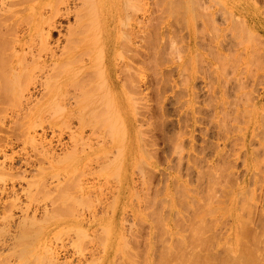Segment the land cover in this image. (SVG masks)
<instances>
[{"label": "rangeland", "instance_id": "374dc122", "mask_svg": "<svg viewBox=\"0 0 264 264\" xmlns=\"http://www.w3.org/2000/svg\"><path fill=\"white\" fill-rule=\"evenodd\" d=\"M133 1L105 0L103 37L87 0H0L15 13L0 58L41 67L19 63L11 99L37 78L23 108L0 103V264H221L236 232L264 252V0ZM49 87L62 110L33 107Z\"/></svg>", "mask_w": 264, "mask_h": 264}, {"label": "bare ground", "instance_id": "6f19581e", "mask_svg": "<svg viewBox=\"0 0 264 264\" xmlns=\"http://www.w3.org/2000/svg\"><path fill=\"white\" fill-rule=\"evenodd\" d=\"M87 1H89V7L91 8V11L94 9L95 10V12L94 13H96L95 14V18H94V15H90L91 17H92V19H91V21H90V24H91V26L94 24V22H95V34H96V32H97V30H96V27H98V28H100V34L102 33V36L104 37V25H103V10H104V8H103V5L105 4V0H87ZM130 1V0H129ZM132 1V0H131ZM136 1V0H135ZM135 1H133L132 2V4L133 5H135ZM141 1V0H140ZM139 1V2H140ZM183 0H180V2H182ZM194 1V2H193ZM191 0V2H193L192 4H194V6H197V5H195V1L197 2V3H199L200 2V0H199V2H198V0ZM210 1V0H209ZM5 2V1H4ZM143 2V1H142ZM169 2H170V0H169ZM175 3H178L179 1L177 0V2L176 1H174ZM184 2L185 1H183L182 2V4H184ZM13 3L15 4V6H17L18 4V1L17 2H12L11 4L13 5ZM124 3H125V0H124ZM128 4H127V6H128V9H132L131 11H132V13H134V10H136L137 8L135 7V6H133L132 7V5H130V3L129 2H127ZM201 3H202V6L200 5V7H205V9L207 10L208 8H207V5L205 6L204 4H203V0H201ZM137 4V3H136ZM171 4H173V3H171ZM125 5V4H124ZM175 5H177V4H175ZM178 5H180L179 3H178ZM188 5V4H187ZM87 6V7H88ZM166 6V5H165ZM77 7V6H76ZM88 7V8H89ZM105 7V6H104ZM136 9H135V8ZM144 7V6H143ZM175 7V6H174ZM177 7V6H176ZM175 7V8H176ZM200 7H198L199 9H200ZM212 7V6H211ZM69 8V7H68ZM74 8V7H73ZM87 8V9H88ZM90 8H89V10H90ZM134 8V9H133ZM173 8V7H172ZM192 8V7H191ZM78 9V8H77ZM163 9V8H162ZM165 9V8H164ZM164 9H163V12H164ZM196 8H194V10H195ZM204 9V8H203ZM70 9H67V11H69ZM138 10V9H137ZM136 10V11H137ZM143 10V9H142ZM147 10H148V8H147ZM88 11V10H87ZM90 11V12H91ZM169 11V10H168ZM178 11V10H177ZM185 11V10H184ZM130 12V11H129ZM128 12V13H129ZM92 13H93V11H92ZM91 13V14H92ZM137 13V12H136ZM173 13V12H172ZM14 12H13V8H12V6H4L3 8H1L0 9V40H2L3 38H4V35H5V33L9 30V28H10V22L13 20V18H14ZM178 14H179V11H178ZM183 14V13H182ZM128 15V14H127ZM174 16V15H173ZM185 15H183V17H184ZM129 17H130V15H128V19H129ZM213 17V16H212ZM131 18V17H130ZM132 19V18H131ZM212 19V18H211ZM132 20H134V19H132ZM138 20V19H137ZM196 21V20H195ZM212 22H214L213 20H212ZM128 23V22H127ZM139 24H140V21H139ZM216 24V23H215ZM214 24V25H215ZM244 24V23H243ZM128 25V24H127ZM196 25V24H195ZM213 25V26H214ZM240 25V24H239ZM215 27H217L216 25H215ZM128 29H130V27L128 26ZM229 29V28H228ZM97 35V34H96ZM260 35V34H259ZM25 37H22V39H15V41L14 42H17V43H20V42H22V40L24 39ZM96 40H97V38H96ZM104 50H105V46L104 47H102ZM98 55V57H99V59L100 60H102V64H106V59H104V58H102V57H106V52H105V54H103L102 55V57L99 55V53L97 54ZM27 62L28 61V59L27 60H25V58H24V62ZM30 61H31V64L33 65V63H35V61L32 59H30ZM29 61V62H30ZM83 61H85L84 59H83ZM26 62L24 63V64H26ZM17 63H18V65H17ZM19 63L21 64V66H23L22 64H23V61H19V60H11V62H10V59H8L7 61H5V59H1L0 58V103H2V104H5V100L6 99H8V100H12V102H13V105L15 104V103H17L16 104V106L17 107H20L21 106V108H23L24 107V105L22 106V101H23V99H24V93L27 91V90H30L31 91V88L29 87V84L31 83L32 84V81H35L36 82V80H37V78L35 79V78H33V76L32 75H35L34 77H36V74H34L35 72H36V70L38 69V68H41V67H38L37 69H36V66L35 65H38L37 63H35L33 66L35 67H33V66H31V67H29V72H30V70H31V68L33 67L34 68V73H33V68H32V70H31V74H28V77H30V79H32V81H28V80H30V79H28V77H27V81H26V85H22L20 88H19V90H18V95H15V98H17V99H14V97L11 99V97H9V94H8V92L11 90V89H17L19 86H20V75H21V69H19L18 67H19ZM55 62L53 61V64H54ZM30 64V65H31ZM86 64H87V66H86ZM27 66L29 65L28 63L26 64ZM26 65H24L26 68H27V66ZM29 65V66H30ZM40 65V64H39ZM23 66V67H24ZM56 67V66H55ZM89 67V64L88 63H85V62H83V66H81V70H83L84 69V71L87 69ZM104 69H103V71L105 72V76L103 77V79H102V82H101V86H102V92H103V94H101V96H100V98H102V100L100 101V102H103L104 100H105V106H104V108L105 107H107V109L106 110H108L109 109V112L111 113L112 112V116L110 117V120H109V117H107L105 120V122H107V124L109 125V127H111V128H113V127H116L117 129H116V132H117V134L119 133H121V135L123 136V135H125L126 134V130H125V126H124V118H123V115H122V113L120 112V110L121 109H119V102H117V100H116V97H115V93H114V89L110 86V84H109V81H108V74L106 75V72H107V66L105 65V66H102ZM26 68H23V69H25V71L28 73V68L26 69ZM79 68L80 67H78V71H80L79 70ZM19 69V70H18ZM76 72L77 74H79L80 72ZM68 73V72H67ZM81 73H83V72H81ZM69 74V73H68ZM77 74H76V76H77ZM31 75V76H30ZM81 75H83V74H81ZM80 75V76H81ZM84 75L86 76V72H84ZM82 77V76H81ZM47 78V77H46ZM82 78H84V77H82ZM35 79V80H34ZM85 79V78H84ZM47 80L49 81V79L47 78ZM47 80L45 81L46 82V86L48 85V86H50V84H48L47 83ZM134 81V80H133ZM27 82L29 83V84H27ZM38 82V81H37ZM44 82V83H45ZM19 83V84H18ZM135 83V82H134ZM18 84V85H17ZM30 84V85H31ZM35 84V83H34ZM41 84H42V82H41ZM124 84V83H123ZM44 85V84H43ZM130 85L132 86V87H130V88H133V87H135V84H132V83H130ZM129 85V86H130ZM134 85V86H133ZM33 86V85H32ZM47 86V87H48ZM126 86V85H125ZM27 87H29V88H27ZM52 88H55V86L54 87H52ZM52 88H50L49 87V89H47V91L48 92H46V94H45V92L43 93V94H45L46 95V97H47V99H45L43 102H37V103H34V105L35 106H33V107H36L37 109L40 107H45V108H49V107H55L56 108V106H58L57 108H59V109H63V108H65V106L68 104V103H64L63 102V104L60 102V101H58L59 99L57 98V97H54V94H53V96L51 95L52 93H56L57 95L59 94V93H57V92H54L53 90H56V91H58L56 88L55 89H53L52 90ZM83 88H84V86H83ZM127 88V87H126ZM136 89H137V87H135ZM130 90H132V89H130ZM134 90V89H133ZM50 91H52L51 93H50ZM101 91V90H100ZM100 91H99V93H100ZM29 92V91H28ZM48 93H50V94H48ZM135 93V92H134ZM15 94V93H14ZM35 94V93H34ZM48 94V95H47ZM56 94H55V96H56ZM138 94V93H137ZM99 95V94H98ZM133 95V94H132ZM4 96H6V97H8V98H4ZM26 96H27V93H26ZM2 97H3V100L4 101H2L1 99H2ZM23 97V98H22ZM41 97V96H40ZM43 97H44V95H43ZM46 97H44V98H46ZM135 97V96H134ZM27 98V97H26ZM32 98V97H31ZM43 98V99H44ZM55 98L56 99H58V100H55ZM42 99V100H43ZM30 100V99H29ZM41 100V101H42ZM62 100V99H61ZM56 101H57V104H56ZM10 101H6V104H12V102H10ZM27 102H28V100H27ZM27 102H26V100H25V103H26V105H27ZM78 102H80V100L79 101H76V103H75V105H77L78 107H82L83 108V110H85L84 109V107L88 110V109H91V108H95V107H93V105L90 103V102H87V103H78ZM24 103V102H23ZM5 104V105H6ZM19 104H20V106H19ZM1 105V104H0ZM25 105V106H26ZM31 105V104H30ZM29 105V106H30ZM69 105H70V103H69ZM28 106V105H27ZM32 106V105H31ZM30 106V107H31ZM90 106H92L91 108H88V107H90ZM32 107V108H33ZM28 109V108H27ZM61 109V110H62ZM82 110V109H81ZM112 110V111H111ZM94 112V111H93ZM101 112V111H100ZM107 112V111H106ZM109 112H107L106 113V115H109L108 113ZM103 112H101V114H102ZM105 113V112H104ZM91 115H93L92 113H91ZM262 116V115H261ZM93 118V117H92ZM94 118H95V116H94ZM96 118H97V116H96ZM103 119V120H104ZM86 120V119H85ZM95 120H97V119H95ZM93 121V120H92ZM102 121V120H101ZM110 121H111V125H110ZM94 122V121H93ZM103 123H104V121H103ZM115 123V124H114ZM113 126V127H112ZM107 127V129L109 128L108 126H106ZM262 127V126H261ZM111 128H109V129H111ZM112 131H115L114 130V128H113V130ZM123 133H125V134H123ZM25 134V133H24ZM111 135H112V133H111ZM125 137V136H124ZM123 137V138H124ZM28 140H29V138H27ZM25 140V139H24ZM26 141V140H25ZM111 143V142H110ZM107 144H109V143H107ZM45 148V147H44ZM42 149V148H41ZM44 151H45V149H44ZM122 152V151H121ZM53 153V152H52ZM51 153V154H52ZM68 155V154H67ZM5 156V155H4ZM70 156V155H69ZM68 156V157H69ZM64 159H68V158H64ZM54 160V159H53ZM2 164H3V162H2ZM21 165V164H20ZM257 166V165H256ZM3 169V168H2ZM11 171V170H10ZM27 171V170H26ZM7 173V172H6ZM23 173V172H22ZM4 174V173H3ZM9 175V174H8ZM12 175H13V173H12ZM6 176V175H5ZM10 176H11V172H10ZM27 185V184H26ZM67 187V186H66ZM27 188V187H26ZM175 188V187H174ZM32 189V188H31ZM67 191V190H66ZM23 192V191H22ZM32 193V192H31ZM180 194V193H179ZM183 194V193H182ZM197 194V193H196ZM176 195V194H175ZM178 195V194H177ZM177 198V197H176ZM19 199V198H18ZM40 199V198H39ZM178 200V199H177ZM182 200V199H181ZM184 201V200H183ZM242 201H244V200H242ZM200 202V201H199ZM250 204V203H249ZM248 204V205H249ZM206 206V205H205ZM204 206V207H205ZM251 206V205H250ZM250 206H249V208H250ZM198 208L200 207H202V206H197ZM71 208V207H70ZM252 208V207H251ZM25 209V208H24ZM207 209V208H206ZM211 209V208H210ZM209 209V210H210ZM196 210L197 209H195V212H196ZM47 211V210H46ZM205 211V210H204ZM207 211V210H206ZM213 211V210H212ZM229 211V210H228ZM23 212V211H22ZM158 212V211H157ZM250 212H251V210H250ZM197 213V212H196ZM195 213V214H196ZM201 213V212H200ZM213 213V212H212ZM252 213V212H251ZM202 214V213H201ZM34 215V214H33ZM157 215V214H156ZM203 215V214H202ZM250 215V214H249ZM248 215V217H250ZM150 216V215H149ZM164 216V215H163ZM196 216V215H195ZM199 216V215H198ZM203 217V216H202ZM11 218V217H10ZM21 218V217H20ZM33 218V217H32ZM139 218V217H138ZM151 218H153V217H151ZM245 216L243 217V219H242V221H241V217H239V216H237L236 217V219L237 220H240V223L241 224H244L245 222H244V220L245 221H247L249 218H245ZM42 219V218H41ZM175 219V218H174ZM189 219V218H188ZM197 219H198V217H197ZM247 219V220H246ZM163 220V219H162ZM161 220V221H162ZM199 220H200V218H199ZM202 220V219H201ZM35 221V220H34ZM141 221V220H140ZM186 221V220H185ZM203 221V220H202ZM27 222V221H26ZM184 222V221H183ZM215 222V221H214ZM244 222V223H243ZM248 223L250 222L249 220L247 221ZM252 222V221H251ZM264 223V222H263ZM196 224V223H195ZM246 224V223H245ZM251 224V223H250ZM249 224V225H250ZM239 225V224H238ZM244 226H246V230H248L247 228H249L248 227V225H244ZM164 227V226H163ZM187 227V226H186ZM237 227V226H236ZM251 227V226H250ZM154 228H155V226H154ZM184 228V227H183ZM263 228L264 227H262V230H263ZM205 229V228H204ZM203 229V230H204ZM235 229V228H234ZM172 230V229H171ZM197 230V229H196ZM200 230V229H199ZM250 230V229H249ZM252 230V229H251ZM167 231V230H166ZM183 231V230H182ZM205 231V230H204ZM173 232V231H172ZM197 232V231H196ZM254 232V231H253ZM253 232H251V233H253ZM176 234V232H173V234ZM250 232H249V234H251ZM256 233V232H255ZM261 233H262V231H261ZM164 234L165 233H163V236H164ZM170 234H172L171 232H169V235ZM173 234H172V236L171 237H173ZM177 234H178V232H177ZM254 234V233H253ZM166 235V234H165ZM168 235V234H167ZM168 235V236H169ZM262 235H264V232L262 233ZM176 236V235H175ZM191 236H194L195 238H196V236H198V235H191ZM235 236V235H234ZM245 236H247V234L245 235ZM253 236V235H252ZM169 238H170V236H169ZM182 238V239H181ZM179 237V240L180 241H178L177 240V243H175L174 242V238L173 239H171V240H173L172 242V244H176L175 245V247L176 248H178V249H180V248H184L183 246H184V243L186 244V242H185V240L183 239V237ZM185 238V237H184ZM200 238V237H199ZM204 238V237H203ZM246 238V237H245ZM161 239V238H160ZM167 239H168V237H167ZM190 239V238H189ZM192 239V238H191ZM246 239H248V238H246ZM245 239V240H246ZM253 239V240H252ZM252 239H248L249 241H254L252 244H246L245 242H244V240L239 236V233H237L236 232V238H235V241H234V243L233 244H231V245H226L228 248L225 250V252H226V258H222L221 257V259L222 260H220V261H222L223 263H221V264H264V252H263V250H262V248H261V245H257V243H256V239L257 238H252ZM261 239H262V237H261ZM168 240H170V239H168ZM187 240V239H186ZM194 240H196V239H194ZM247 240V241H248ZM209 241V240H208ZM246 241V242H247ZM154 242V241H153ZM190 242H191V240H190ZM195 242H197V241H195ZM199 242H202V240H199ZM205 242V241H204ZM215 242V241H214ZM182 243H183V246L182 247H180L181 245H182ZM192 243V242H191ZM194 243V242H193ZM165 244V243H164ZM167 242H166V245H165V247L167 248H165L166 250H168L169 251V254L171 253L172 254V252L171 251H173L174 249H172V248H170L171 249V251L168 249V247H170V246H168L167 247ZM198 244V243H197ZM202 244H203V242H202ZM206 244V243H205ZM208 244V243H207ZM206 244V245H207ZM216 244V243H215ZM214 244V245H215ZM150 245V244H149ZM152 245V244H151ZM180 245V246H179ZM199 245H201V244H199ZM204 245V244H203ZM172 246V245H171ZM180 248H179V247ZM225 245H224V249H225V247H226ZM257 246H259L260 248H257ZM237 247V248H236ZM212 248V247H211ZM150 249V251H151V248H149ZM154 249V248H153ZM162 249H163V247H162ZM165 249H164V251H165ZM185 249V248H184ZM199 249V248H198ZM213 249V248H212ZM2 250V249H1ZM196 250H197V248H196ZM201 250V249H200ZM260 250H262V251H260ZM149 251V252H150ZM174 251H178V250H174ZM174 251H173V254H174V256H175V253L177 254V252H175L174 253ZM199 251V250H198ZM202 251H204V249L202 250ZM153 252V251H152ZM162 252H163V250H162ZM166 252V251H165ZM179 252H180V250H179ZM179 252H178V254H177V257H178V255H179ZM186 252H187V250H186ZM224 252V251H223ZM222 252V253H223ZM225 252H224V254H225ZM199 253V252H198ZM213 253V252H212ZM142 254H143V252H142ZM150 254V253H149ZM163 255H166V256H164V259H162V261H161V258H159V259H157L158 261H156L155 263L157 264H177V263H179L178 261L176 262V260L177 259H174L173 261H172V259L174 258V257H172L171 255V257H168V252L166 253V254H164V253H162ZM172 254V255H173ZM183 254V253H182ZM208 254V253H207ZM136 255H138V257H139V254H138V252H137V254ZM136 255H135V257L134 258H132L131 257V259H134V261H137L135 258H136ZM151 255V254H150ZM154 255V254H153ZM185 255V254H184ZM211 256H213L212 254H210ZM209 255V256H210ZM180 256V255H179ZM187 256V255H186ZM196 256V255H195ZM202 256H204L203 254L202 255H197L195 258H194V260H192V262H191V264H213V261L211 260V258L209 257V256H205L206 257V259L205 258H203ZM222 256H224V255H222ZM184 257V256H183ZM182 257V258H183ZM187 257H189V256H187ZM163 258V257H162ZM168 258V259H167ZM169 258H171V260H169ZM213 258V257H212ZM145 259V258H144ZM186 259V258H185ZM214 259H215V257H214ZM220 259V258H219ZM223 259H224V261H223ZM226 259V260H225ZM139 260H140V257H139ZM148 260H149V258H148ZM152 260V259H151ZM182 260V259H181ZM216 260V259H215ZM183 261H184V258H183ZM217 261V260H216ZM95 262V261H94ZM133 262V261H132ZM142 262V261H141ZM163 262V263H162ZM182 262V261H181ZM180 262V263H181ZM184 262H187V261H184ZM215 262V261H214ZM87 263V262H86ZM136 263V262H135ZM148 262H147V258L145 259V264H147ZM218 263V262H217ZM138 264H140V262L138 263ZM150 264H154L153 262H151ZM181 264H183V262L181 263ZM186 264V263H185ZM187 264H190V261H189V263H187Z\"/></svg>", "mask_w": 264, "mask_h": 264}]
</instances>
